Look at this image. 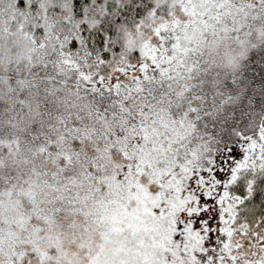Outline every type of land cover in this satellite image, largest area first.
<instances>
[{
  "label": "snow or ice",
  "instance_id": "1",
  "mask_svg": "<svg viewBox=\"0 0 264 264\" xmlns=\"http://www.w3.org/2000/svg\"><path fill=\"white\" fill-rule=\"evenodd\" d=\"M0 264H264V0H0Z\"/></svg>",
  "mask_w": 264,
  "mask_h": 264
}]
</instances>
